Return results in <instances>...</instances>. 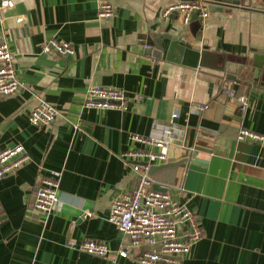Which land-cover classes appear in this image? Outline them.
I'll use <instances>...</instances> for the list:
<instances>
[{"label": "crops", "instance_id": "0c3cea01", "mask_svg": "<svg viewBox=\"0 0 264 264\" xmlns=\"http://www.w3.org/2000/svg\"><path fill=\"white\" fill-rule=\"evenodd\" d=\"M177 1L11 0L0 10V42L15 52L24 83L0 96V151L20 143L29 155L0 179V264H138L151 247L117 256L131 239L108 220L113 201L137 184L122 154L142 146L130 133L148 135L174 111L183 131L168 161L151 163L149 174L155 188L198 215L203 230L175 264H264V144L237 138L243 126L264 134V4L211 10L209 3L204 21L184 25L178 13L162 15ZM104 2L114 8L110 19L99 16ZM152 36L200 45L242 66L228 71L158 57L145 51ZM54 37L75 52L43 53L41 44ZM92 85L123 89L129 108L84 107ZM40 99L59 111L49 125L29 120ZM53 170L63 173L60 203L47 214L35 195ZM91 238L112 253L69 245Z\"/></svg>", "mask_w": 264, "mask_h": 264}, {"label": "built area", "instance_id": "2783aa9c", "mask_svg": "<svg viewBox=\"0 0 264 264\" xmlns=\"http://www.w3.org/2000/svg\"><path fill=\"white\" fill-rule=\"evenodd\" d=\"M11 0H1L0 10H6ZM173 13L181 16L182 23L189 25L194 14L204 21L210 14L208 0H178L169 5L162 13L167 17ZM114 14L113 6L100 4L99 16L110 19ZM41 51L46 54L59 53L71 55L73 45L64 39L51 38L41 44ZM15 52L7 41L0 42V96L12 94L24 86L17 74ZM242 109L247 107V97H239ZM84 107L98 109L129 108L126 92L114 86L92 85L87 90ZM204 105H200L202 109ZM58 109L50 102L40 99L29 114V120L36 126L49 125L58 116ZM179 116L174 111L169 121L154 123L150 134L132 132L129 138L141 147L130 148L122 156L137 174V184L132 192L115 199L111 205L108 220L118 226L131 239L129 245L120 247L117 256L127 257L131 249L148 245L136 259L138 264H175L176 259L190 253L192 244L203 237V230L198 215L186 204L180 202L167 189L154 187V180L149 174V167L155 161L166 162L169 148L182 133L175 119ZM237 138L241 141H253L264 144V134L243 126ZM29 159L22 144L5 147L0 151V179L19 170ZM62 171L53 170L51 175L43 176L35 195V206L49 214L60 203ZM183 190V189H182ZM69 245L78 246L82 251L108 256L112 253L107 243L96 239H85L79 243L70 239ZM116 258V257H115ZM114 263H117L116 259Z\"/></svg>", "mask_w": 264, "mask_h": 264}, {"label": "water", "instance_id": "95a60500", "mask_svg": "<svg viewBox=\"0 0 264 264\" xmlns=\"http://www.w3.org/2000/svg\"><path fill=\"white\" fill-rule=\"evenodd\" d=\"M259 1L264 4V0ZM208 2L215 8L213 9L211 7V10H218V8H238L245 6L244 3L246 0H208ZM196 19H198L197 13L194 14L192 20ZM145 51L158 57H164L179 63H186L191 66L198 65L200 67H210L221 70L228 69V71H234V68H240L242 66L227 62L226 56L224 55L220 61V53L216 51L203 49L200 45H192L165 36L148 37ZM220 62L222 63L221 65H219ZM231 67H233V69ZM229 77L236 79L234 74H230ZM162 167H167V164L162 165Z\"/></svg>", "mask_w": 264, "mask_h": 264}, {"label": "rangeland", "instance_id": "374dc122", "mask_svg": "<svg viewBox=\"0 0 264 264\" xmlns=\"http://www.w3.org/2000/svg\"><path fill=\"white\" fill-rule=\"evenodd\" d=\"M9 175H10V173H9ZM6 176H8V174Z\"/></svg>", "mask_w": 264, "mask_h": 264}]
</instances>
